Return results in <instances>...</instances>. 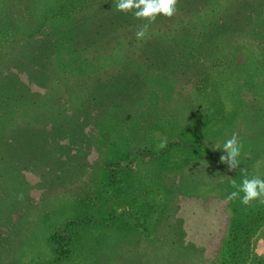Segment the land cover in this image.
<instances>
[{
    "label": "rangeland",
    "instance_id": "374dc122",
    "mask_svg": "<svg viewBox=\"0 0 264 264\" xmlns=\"http://www.w3.org/2000/svg\"><path fill=\"white\" fill-rule=\"evenodd\" d=\"M7 1L17 28L0 37V264H264V204L226 201L240 169L264 178L257 20L247 11L209 52L148 70L123 50L141 40L118 44L117 0ZM38 27L54 35L47 48L26 39ZM15 49L44 86L6 62ZM15 74L31 97L5 88ZM234 132L243 147L229 171L219 157Z\"/></svg>",
    "mask_w": 264,
    "mask_h": 264
},
{
    "label": "trees",
    "instance_id": "16d2710c",
    "mask_svg": "<svg viewBox=\"0 0 264 264\" xmlns=\"http://www.w3.org/2000/svg\"><path fill=\"white\" fill-rule=\"evenodd\" d=\"M176 7L177 11L171 18L158 15L155 22L150 24L146 37L141 42L123 47L124 52L130 50V56L136 58L133 60L134 64H139L144 69L151 70L155 67L154 62L156 61L158 64L160 58L161 60H177L181 57L189 59L191 57L194 60V58L202 56L206 51L209 52V46L213 42L226 40L224 39L226 37L229 39L236 30L237 25H239L241 16L247 11L250 14L248 23H253V18H255L257 24L260 25V27L258 25L253 27L252 40L256 41L255 36L257 38L264 36V0H179ZM114 14L116 18L114 22L115 28L119 30L123 27L118 33V40H120L118 44L124 39L128 41V38L138 41L135 33L148 21L137 19L132 13L116 11ZM10 18L8 14V19ZM0 19L4 22L0 23V37L6 34L1 26L6 25L8 30H15L17 28L15 23L9 24L7 13L2 12L1 15L0 12ZM43 19H47V17L44 16ZM39 26H42V24ZM125 27L132 29L129 37H124V33H121ZM41 28L38 27L33 33L26 35V39H29L28 43L34 48L36 46L43 48L50 46L48 36L50 37L53 34L49 32L44 33ZM17 41L18 39L16 38L12 39L14 44ZM94 46L95 44L93 43L92 48L98 52L97 47ZM43 48L38 49L44 51ZM120 49L122 48L120 47ZM15 51L17 50L15 49L13 53L12 51L10 52L11 55L6 62H20V65L24 69L22 67L17 68L15 65L12 68L22 70L19 72H24L27 69L31 76V81L34 83H36L34 79L48 77L47 73H43L42 68L27 64L22 59L19 60L15 55ZM40 51L35 50L38 55H41ZM90 55L95 56L96 53L92 50ZM4 82H6L5 88L9 91L16 92L13 88L16 85L17 88L20 86L23 94H26L28 97H31L33 94L28 87L23 86L16 74L15 76H7ZM46 133L49 134L50 132L47 131ZM115 165L117 164H108L107 167L110 168V166ZM111 181L112 179L109 178L108 182Z\"/></svg>",
    "mask_w": 264,
    "mask_h": 264
},
{
    "label": "clouds",
    "instance_id": "9594fccd",
    "mask_svg": "<svg viewBox=\"0 0 264 264\" xmlns=\"http://www.w3.org/2000/svg\"><path fill=\"white\" fill-rule=\"evenodd\" d=\"M179 0H117L116 10L124 13H132L137 19L146 20L148 23L143 24L135 33L138 40L146 37L149 26L155 22L158 15L171 18L177 11L176 5ZM161 148L166 147V141L160 144ZM243 145L238 138V133H233L223 144V151L226 155L219 157L221 163H226L229 171L237 169L240 165L238 159L241 155ZM244 178L240 185L233 180L232 187L236 189L227 197L226 201H233L237 198L243 205H249L252 201H259L264 204V178L259 175L248 177L246 169H240ZM243 193V196H240Z\"/></svg>",
    "mask_w": 264,
    "mask_h": 264
}]
</instances>
